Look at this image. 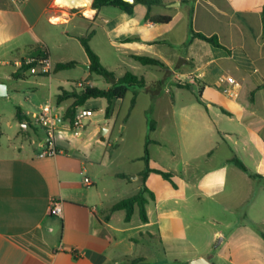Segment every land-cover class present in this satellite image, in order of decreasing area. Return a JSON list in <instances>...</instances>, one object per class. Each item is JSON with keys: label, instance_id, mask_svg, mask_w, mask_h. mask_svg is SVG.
Instances as JSON below:
<instances>
[{"label": "crops", "instance_id": "0c3cea01", "mask_svg": "<svg viewBox=\"0 0 264 264\" xmlns=\"http://www.w3.org/2000/svg\"><path fill=\"white\" fill-rule=\"evenodd\" d=\"M92 2L0 0V60L6 58L5 64H13L16 68L12 77L29 85H46L39 78L44 76H34L38 79L30 80L33 75L19 69L17 64L36 49L46 51L55 66L68 62L89 64L85 51L80 61L64 51L67 52L73 42L81 45V37L93 33L92 43L102 33L111 47L119 49L131 60L136 61L132 56H145L161 61L165 67H154L166 71L164 78L168 84L157 80L152 85L162 87L165 84L167 91L173 94L172 99H175L174 89H184L175 86L177 76L185 79L191 90L197 88L201 99L194 106L205 111V114L198 112V122L206 131L188 136L183 150L172 146L179 155L175 169L152 164L150 156L151 168L174 174L175 188L154 173L143 184L139 174L144 169L133 180L125 173L111 170L105 160L112 156L109 152L112 145L106 144L105 140L96 139L97 149H92L90 143L79 148L84 141L83 133L90 138L95 135L93 120L88 121L83 133H62L57 156L40 158L44 130L33 124L31 114L39 112L43 104H39L36 112L19 106L26 118L25 122H20L15 114L20 128L25 132L33 128L37 131L28 141L16 135L21 141L17 147H0V264H129L133 260H140L139 264H188L198 257L208 259L211 264H264L261 235L264 233V214H250L255 201L246 196L244 203L250 204L245 214H212L210 218L217 228L209 230L202 226L196 231V238L189 237L186 216L176 208L180 184L175 181V177L178 179L180 173L192 167L193 158L189 156L191 151L195 154L196 149L192 147L199 144L198 139H207L204 152L210 153L213 148L209 136L213 133L223 136V142H226L225 138L238 137L243 132H257L264 138V116L257 113L258 106L264 101V0H163V13H158L155 10L158 6H155L150 15L170 16L172 19L167 24L146 20L149 10L143 5H137L134 14L129 16L115 7L95 10ZM183 5L188 10V17L192 11L195 32L217 35L230 51L190 38L177 52L171 53L166 48L174 43L171 35H159L158 31L162 25L170 27L174 24ZM49 42L63 53L53 56V46ZM95 53L104 66L101 54ZM77 64L72 70L80 69ZM59 71L50 77L48 85V100L55 98L56 104L57 96L63 90L72 91V84L76 82L53 78ZM19 72L23 76L16 79L14 74ZM86 74L91 75L87 71ZM224 76H231L239 83L237 98L223 92L225 85L220 84L219 79ZM190 77L194 78V83ZM72 103L69 99L59 106L67 111ZM175 105L176 99L173 100ZM221 115L231 122L236 121L239 128L226 127L229 122ZM158 123L156 119L157 126L150 138L153 143L149 146L164 144L154 137ZM107 133L108 130L102 135L104 139ZM260 150L263 157L256 173L246 167L264 180V148ZM95 151L100 153L93 158ZM231 159H226V164H233ZM225 171V167H221L214 178L212 171H208L206 175L210 180L199 187L205 188L208 196L222 192L228 178ZM154 175L163 179L158 190L151 185L152 180L158 181ZM86 178L92 185L85 182ZM183 183L189 186L187 182ZM144 187L154 195L151 198L146 194L147 223H143L140 216L133 221L136 212L139 213L138 208L130 222L125 221V211L111 212L116 203L136 195ZM116 191L132 194L122 198ZM53 202L61 203V216L50 213ZM262 205L264 207V202ZM185 242L192 249L187 257L180 251L183 248L180 249V245Z\"/></svg>", "mask_w": 264, "mask_h": 264}, {"label": "rangeland", "instance_id": "374dc122", "mask_svg": "<svg viewBox=\"0 0 264 264\" xmlns=\"http://www.w3.org/2000/svg\"><path fill=\"white\" fill-rule=\"evenodd\" d=\"M155 10L158 13H163L164 7L158 6L155 7ZM180 12L181 14L172 26L166 27L162 25L158 31L159 35H171L174 43L172 42L170 47H166L171 53L177 52L180 48L179 46L183 42L188 43L191 38L188 10L183 5ZM49 43L53 46V56H60L63 53L62 50L55 47L54 43ZM90 44L93 50L101 54L105 68L113 71L115 77L120 78L126 72H131L134 75L143 76L147 86L151 89L150 91L147 89L139 90L136 105L131 112L130 106L134 97L132 90L127 93L123 100L114 101L108 119L106 118L107 101L105 99L89 100L85 107L95 111L94 116L91 118L95 135L90 138L81 131L83 133L81 138H84V141L79 148L83 149L85 144L90 143L92 149H97L96 139L105 140L106 144L113 146L112 156L111 158L106 157L105 163L110 166L112 171L125 173L130 180H133V177H136L138 172L145 169V162L142 157L144 156L146 139L147 137L151 138L147 112L152 109L151 118L159 121L154 137L164 143L162 146H149L150 156L153 158L152 164L169 170L175 169L179 155L172 146L175 145L176 148L179 147L183 150L187 145L186 143H188V136L206 131L198 122V112L205 114V111L194 106L197 100L200 101L201 99L200 91L197 88L191 90V87L189 89H174L176 105L173 106V100L175 99H172L173 94L170 93L171 91H167L165 84L162 87L152 85L153 81L157 80L165 81L168 84L164 78L166 76L164 69L145 66L131 60L123 55L119 49L111 47L108 40H106V36L102 35V33ZM160 47H164V45ZM64 53L68 54L69 57H73L76 61H80L82 56H85L84 49L78 42H73L71 48L67 52L64 51ZM6 60L8 59L2 58L0 60V83L7 88V94L0 96V147L5 149L19 146L21 141L19 142L16 135H19L23 141H28L31 134L37 131L33 128L25 132L20 128L15 117L17 108L20 106L23 110L36 112L39 104H44L46 99L48 100L50 97L48 86L50 77H39L46 83L43 86L29 85L17 81L12 77L16 68L13 64H5ZM54 73L55 71H53ZM53 78L57 80H75L76 82H73L72 88H77L78 83H81L82 87L90 85L101 89H107L111 85L102 76L96 74L87 75L86 70L84 71L82 68L59 71ZM83 78H86L87 81H82ZM29 79L36 80L38 78L31 76ZM182 81L187 83L185 79ZM174 84L177 88L180 85L178 82ZM37 89H39L38 92ZM155 91L156 94L154 95ZM52 99L54 101L55 98ZM204 105L207 106L208 104L204 103ZM257 113L261 117L264 116V101L258 106ZM212 116L215 117L213 114ZM222 117L225 118L224 116ZM225 119H227V123L229 122L226 127L231 129L239 128L236 121L231 122L228 118ZM108 120L109 122L106 125L105 121ZM88 123L87 121L86 124ZM103 129L108 130L105 139L101 134ZM209 137H211L210 147L213 148L210 153L204 152L207 149V145L204 143L205 141L207 142V139L196 140L199 144L192 147L196 149V152L193 154V151H191L189 156L193 158V160L191 159L193 161L191 162L192 167L187 168L189 171L186 170L180 173L178 179L175 177V181L178 180L180 184V198L178 195L176 208L179 209L181 214H185L187 233L189 237L194 238H196V231L202 226L209 230L217 228L210 218L212 214H223L224 216L225 214H245L250 204L244 203L246 196L250 198V201H255L250 214H264L262 205V202H264V180L261 178L250 179L247 174L234 164H226L225 162L226 159L237 156L251 172L256 173L258 163L263 157V152L260 150L264 148L262 134L243 132L238 137L225 138L226 142H223V136L216 133ZM252 140H255V143ZM99 153L95 151L92 157H97ZM179 165L181 167V164ZM221 167H225L226 178L228 177L224 184V190L216 195L208 196L205 193V188L199 187V184H205L210 180V176L208 178L206 175L208 171H212L213 178L215 175H219ZM154 177L158 181L152 180L151 185L158 190L163 179L156 175ZM183 181L187 182L189 186L184 185ZM193 185H197V187ZM116 193L121 194L120 197L122 198L132 194V192H129L131 194H125V192L118 193V191ZM138 219L139 213L137 211L133 221ZM202 222L204 225H201ZM219 229L222 228L219 227ZM220 238H218L216 244L220 241ZM181 248L182 250L180 251L183 256L187 257L191 254H188L192 249H190L191 246L187 242L182 243L180 245Z\"/></svg>", "mask_w": 264, "mask_h": 264}, {"label": "trees", "instance_id": "16d2710c", "mask_svg": "<svg viewBox=\"0 0 264 264\" xmlns=\"http://www.w3.org/2000/svg\"><path fill=\"white\" fill-rule=\"evenodd\" d=\"M137 5H143L148 8L149 11L145 17L146 20H150L157 24H167L172 19L170 16H151L150 15V10L155 6L163 5V0H135V3L133 4L126 2L125 0H93L92 2V7L95 10H100L103 7H115V8L122 10L124 13H126L129 16H132L134 14L135 7ZM262 21L264 23V7L262 10ZM190 30H191L192 39H199L214 47L222 48L227 51H230L221 44L219 37L217 35L207 36L203 33L194 31L193 23H192V11L190 15ZM92 34L93 33H90L88 36L80 38V43L89 59L90 74H96L98 76H102L111 85L107 89H101L97 86L85 85L81 88L79 87L73 88L72 91L63 90L62 93L57 96L56 102L58 105H60L66 100H69V99L73 100V103L66 111L67 118H73L75 114L77 113L78 109L81 107H84L85 104L89 100L105 99L108 103V106L106 108V118L108 119L110 117V112H111L113 102L115 100H123L130 90H132L134 93V97L131 101V106H130V112H131L136 105V99H137L139 90L147 89L148 91H150L151 89L150 87L147 86V82L145 78L142 76H137L131 72H126L122 77L117 78L115 77V74L113 72L107 70L101 63L99 56L95 53V51L91 47L90 40L92 38ZM45 53L46 51L36 49V51L30 54V57L34 58L37 61L38 59L45 56ZM132 58L145 66L165 67V65L161 61L156 60L154 58L145 57V56H132ZM76 64L77 63L75 62L57 64L54 68V71L70 70V69L75 68ZM34 65H37V63L35 62L32 66ZM24 72H26V70H24ZM22 76L23 75L20 72L14 74V77L16 79H19ZM179 87L189 89L191 86L188 85L187 83H183V84H180ZM155 94H156V91L154 92V95ZM151 113H152V109H150L147 112V116L149 120V130L153 132L156 129L157 124H156V121L151 118ZM16 116L20 122H25L26 118L22 116V111L20 108H17ZM151 143H153V141L150 139V137H147L146 143H145L144 156L142 157V159L145 162V169L139 174L143 184L146 182L148 176L151 173H154V174L160 175L163 179L169 181L171 185L175 188L176 184L173 180L174 174L172 172L164 171L161 169H153L150 167L151 158H150L149 145ZM112 151H113V146L109 149L110 153H112ZM231 162L241 171H243L244 173H247L251 179L263 178L259 174L251 173L249 169L246 167V165L238 157L232 158ZM146 194L149 195V197L151 198L154 197L153 193L149 189L144 187V189L141 190L136 195H133L129 198L123 199L119 201L118 203H116L111 208V212H116V211H121V210L125 211L126 213L125 221L130 222L135 213L136 208H138L141 221L143 223H147L148 215H147L146 205L148 202V198L146 197ZM261 235L264 239L263 232H261ZM139 263H140V260H133L129 264H139Z\"/></svg>", "mask_w": 264, "mask_h": 264}, {"label": "built area", "instance_id": "2783aa9c", "mask_svg": "<svg viewBox=\"0 0 264 264\" xmlns=\"http://www.w3.org/2000/svg\"><path fill=\"white\" fill-rule=\"evenodd\" d=\"M24 1V0H22ZM37 65L32 66L34 63ZM19 69L26 70L33 76H47L51 77L55 68V65L51 57L45 53V56L37 61L32 57H24L18 61ZM176 81L183 84V78L177 76ZM194 83V78H189ZM220 84L225 85L223 92L231 97L237 98L239 96L238 88L239 83L231 76H224L219 79ZM78 87H82L81 83H78ZM94 116L93 109L87 107H81L73 118L66 117V111L63 110L55 102L48 100L40 107L39 112L31 114V120L33 124L41 127L44 130V140L40 145L41 152L40 158L55 157L60 153L58 141L62 138V133L71 132L74 134H80V132L86 126L87 121L91 120ZM85 182L90 186L91 181L86 178ZM63 207L61 203L53 202L50 213L52 215L61 216Z\"/></svg>", "mask_w": 264, "mask_h": 264}, {"label": "water", "instance_id": "95a60500", "mask_svg": "<svg viewBox=\"0 0 264 264\" xmlns=\"http://www.w3.org/2000/svg\"><path fill=\"white\" fill-rule=\"evenodd\" d=\"M126 2H129L131 4L135 3V0H125ZM80 68L86 70L87 72H90V65L89 64H77ZM7 94V88L5 85L0 83V96H5ZM106 132L105 129L102 130L101 134L104 135ZM188 264H211V262L203 257H198L190 260Z\"/></svg>", "mask_w": 264, "mask_h": 264}]
</instances>
